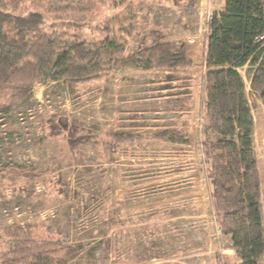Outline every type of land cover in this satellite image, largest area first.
<instances>
[{"label":"rangeland","instance_id":"rangeland-1","mask_svg":"<svg viewBox=\"0 0 264 264\" xmlns=\"http://www.w3.org/2000/svg\"><path fill=\"white\" fill-rule=\"evenodd\" d=\"M213 1L0 0L105 56L90 80L45 76L0 96V264H22L8 259L28 243L56 264H238L222 254L232 242L219 231L205 153L216 136L200 50L205 8L221 10ZM185 37L190 69L132 66L129 56ZM247 90L264 215V104Z\"/></svg>","mask_w":264,"mask_h":264},{"label":"trees","instance_id":"trees-1","mask_svg":"<svg viewBox=\"0 0 264 264\" xmlns=\"http://www.w3.org/2000/svg\"><path fill=\"white\" fill-rule=\"evenodd\" d=\"M43 25L41 12L20 15L0 7V96L7 95L10 88L30 85L45 76L81 82L100 73L104 52L96 54L93 45L85 40L68 42L67 32L42 31ZM207 29L205 104L209 126L216 137L205 144V153L211 164L209 178L216 220L222 233L231 237V247L240 264H262V176L254 150V118L247 89L249 85L264 104V0H226L225 10L213 15ZM107 41L108 38L103 44ZM140 53L129 58L132 66L145 62L141 69L158 66L182 70L192 66L184 40L159 41ZM167 77L173 79L172 75ZM115 138L131 144L136 137ZM41 245L19 246V259L14 250L8 260L56 264L55 256L40 251Z\"/></svg>","mask_w":264,"mask_h":264},{"label":"crops","instance_id":"crops-1","mask_svg":"<svg viewBox=\"0 0 264 264\" xmlns=\"http://www.w3.org/2000/svg\"><path fill=\"white\" fill-rule=\"evenodd\" d=\"M206 1H207V0H206ZM210 1H211V3L213 2V4L216 6V4L214 3L213 0H210ZM224 2L226 3V0H220V3H221V10H217L216 8L212 9V6H209V7L207 6L205 9H206V11H207V10H211V11H213V14H214V15L217 14V13H222V12L225 10V3H224ZM201 4H202V6H204V0H202ZM210 5H212V4H210ZM205 9H204V8L201 9V14L204 13L203 10H205ZM209 12H210V11H209ZM186 37H187V36H186ZM186 37L183 38V40L185 41V44H186V46H187V57L193 59L195 56L192 55L191 52H192V53H195V49H194V48L190 49V47H188L189 42H188V40H187ZM205 47H206V39H205V41L202 42V45H201V50H200L201 55L205 54ZM201 55H200V56H201ZM197 167H198V165H197ZM189 217H190V216H189ZM196 237L198 238V235H197ZM211 242H215V241L211 240ZM221 250H222V254L235 255V256H232V257H233V258L235 257V259H237L236 262H237L238 264H240L241 261H240V260L238 259V257L236 256V252H235L234 249H232L231 244H230V246H227V248H222ZM215 261H216L217 264H219V260L215 259ZM213 263H214V262H213Z\"/></svg>","mask_w":264,"mask_h":264},{"label":"built area","instance_id":"built-area-1","mask_svg":"<svg viewBox=\"0 0 264 264\" xmlns=\"http://www.w3.org/2000/svg\"><path fill=\"white\" fill-rule=\"evenodd\" d=\"M213 15H214V14H212V16H211V19L213 18ZM219 231H220V232H222V230H221V228H220V227H219Z\"/></svg>","mask_w":264,"mask_h":264}]
</instances>
